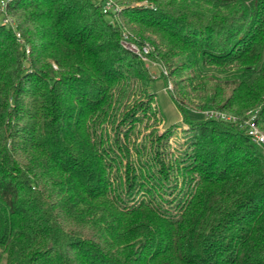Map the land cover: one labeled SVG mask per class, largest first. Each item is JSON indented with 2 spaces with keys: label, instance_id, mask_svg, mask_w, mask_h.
<instances>
[{
  "label": "trees",
  "instance_id": "1",
  "mask_svg": "<svg viewBox=\"0 0 264 264\" xmlns=\"http://www.w3.org/2000/svg\"><path fill=\"white\" fill-rule=\"evenodd\" d=\"M2 1L0 264H264V149L239 124L264 132V0H113V20L99 0ZM124 31L172 82L176 155ZM210 70L228 92L192 82ZM204 109L237 121L185 114Z\"/></svg>",
  "mask_w": 264,
  "mask_h": 264
},
{
  "label": "rangeland",
  "instance_id": "2",
  "mask_svg": "<svg viewBox=\"0 0 264 264\" xmlns=\"http://www.w3.org/2000/svg\"><path fill=\"white\" fill-rule=\"evenodd\" d=\"M3 17V14H0V20ZM146 67L148 71L150 72L151 75H153L156 79L153 82L152 90L154 92V97H155V107L158 109V112L161 114L158 116L154 115L153 117H161V120L155 122L153 125L158 133H161L164 131L169 125L174 124L173 133L171 137L169 138V142L171 145V149L173 153L176 155L178 154L179 150L181 149V145L184 141V135L186 134V129L187 126L186 124L183 123V114L182 112L178 109L176 104L174 103L170 91L168 90L169 88L172 87V82H170L168 85L166 84L165 80L162 78H158L159 72H160V67L156 66L154 62H150L146 64ZM203 77L197 78L192 80L194 84L200 82L202 79V82H205V91L206 94L209 96L212 94L214 86L216 83H220L223 86L225 85L226 87V92H228V89L232 86V79H233V73L230 72H225V73H220L217 71H205L202 74ZM232 81V82H231ZM188 92H190V97L196 98V94L188 87ZM204 110H200L199 113H193L190 111L185 112L186 116L188 119H200L201 117L204 116L203 114ZM203 115V116H202ZM154 120L153 118L149 121V123ZM154 123V122H153ZM178 125V126H177ZM140 134L138 136V139L141 138L142 134H145L148 132V129H144V127L141 125L140 126Z\"/></svg>",
  "mask_w": 264,
  "mask_h": 264
},
{
  "label": "built area",
  "instance_id": "3",
  "mask_svg": "<svg viewBox=\"0 0 264 264\" xmlns=\"http://www.w3.org/2000/svg\"><path fill=\"white\" fill-rule=\"evenodd\" d=\"M4 4L5 2L1 0L0 2V12H3V17L1 18V22L5 25L14 27L13 20L4 13ZM99 4L101 6V10L103 13L111 16L112 20L117 17V13L120 10V7L114 3L113 0H99ZM16 37L20 41V35L16 32ZM120 44L123 48L135 53L139 56L146 64L151 61L148 58V53L150 51V47L147 45L139 46L134 41L130 40L129 35L126 31L122 32L120 38ZM28 50L26 49V52ZM163 73H166L164 70ZM204 116L213 117V118H221L224 120L237 121L235 116H229L215 109H206L203 111ZM240 126L245 128V133L251 138V140L258 146L264 149V132L259 129L255 120V113L252 111H248L246 113V117L239 123Z\"/></svg>",
  "mask_w": 264,
  "mask_h": 264
}]
</instances>
